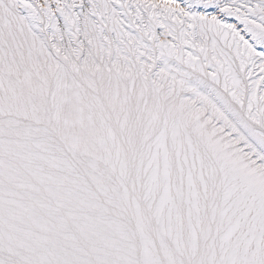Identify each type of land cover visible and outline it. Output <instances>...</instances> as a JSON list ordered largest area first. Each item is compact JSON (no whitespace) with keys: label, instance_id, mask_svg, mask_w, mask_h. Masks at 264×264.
I'll return each mask as SVG.
<instances>
[{"label":"snow or ice","instance_id":"1","mask_svg":"<svg viewBox=\"0 0 264 264\" xmlns=\"http://www.w3.org/2000/svg\"><path fill=\"white\" fill-rule=\"evenodd\" d=\"M0 264H264V0H0Z\"/></svg>","mask_w":264,"mask_h":264}]
</instances>
